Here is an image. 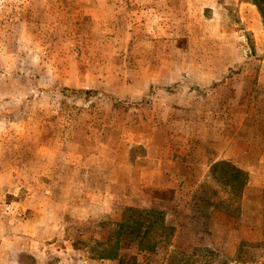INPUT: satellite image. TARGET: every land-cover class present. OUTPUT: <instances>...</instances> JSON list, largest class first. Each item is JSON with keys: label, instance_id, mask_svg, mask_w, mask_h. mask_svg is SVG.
<instances>
[{"label": "rangeland", "instance_id": "obj_1", "mask_svg": "<svg viewBox=\"0 0 264 264\" xmlns=\"http://www.w3.org/2000/svg\"><path fill=\"white\" fill-rule=\"evenodd\" d=\"M255 100L264 101V22L251 0H0V264H107L87 252L113 241L128 208L161 211L171 227L163 210L173 191L187 198L199 170L191 156L190 168L172 169L183 187L139 193L128 183L142 159L185 157L204 139L196 127L211 124L205 113L242 102L252 114ZM192 113L201 115L189 121ZM262 114L244 122L245 145L251 128L254 138L264 132ZM209 144L218 154L219 140ZM225 171L208 170L196 203H224L234 217L241 199L223 185ZM262 198L251 197L261 210ZM89 206L94 216L72 214ZM255 219L233 223L244 228L234 256L170 248L174 231L154 252L131 253L135 264H264Z\"/></svg>", "mask_w": 264, "mask_h": 264}, {"label": "crops", "instance_id": "obj_2", "mask_svg": "<svg viewBox=\"0 0 264 264\" xmlns=\"http://www.w3.org/2000/svg\"><path fill=\"white\" fill-rule=\"evenodd\" d=\"M228 81L221 83L219 86H224ZM220 101V100H219ZM262 102V103H261ZM252 101L250 103V109L253 110L252 114L244 113V105L242 102L239 104L240 111H238V102L235 103V112H232V108H227L222 102L221 106L225 107L220 111L213 114L204 115V122H211V124H203L199 129L198 134L202 136L200 142H196L193 149H190L185 157H162L156 156L154 159H149L150 155L142 159L139 167L140 175L134 182H130L129 186L136 192L141 193L143 190L156 193L168 192L174 190L173 182L178 183L177 186H184L186 183V177L179 178L173 174L174 165H186L190 168L188 159L193 156L192 161L194 164L191 166L194 170H199L197 176H194L191 180L188 179V183L192 184L187 198H184V194H179L173 191L174 205L169 210H163L166 213L167 221L171 222L174 234L170 244V248L182 249V250H194L197 248H208L211 250H226L227 254L235 255L240 241L243 237H237L235 241V234H242V227L235 226V220L242 218L243 220L249 219L250 216L255 217L256 223H261V230L264 232V209L261 210L262 202L257 199H251L254 194L262 195L264 201V132H258L256 138H254L255 128H251L249 133L251 138L249 139V145H245L241 141V137H245L244 134V122L248 117H251L252 121L263 119L262 111L264 109V101ZM211 113V112H209ZM162 115H165L164 113ZM172 113V117H173ZM200 116L201 113H192L189 121L195 120L196 116ZM196 120L201 121V118ZM234 121L233 126L225 123L227 121ZM230 127V128H228ZM259 130V129H258ZM248 132V129H247ZM198 135V136H199ZM231 140L227 143L228 137ZM223 138V139H222ZM225 138V139H224ZM263 138V139H261ZM209 140H219L218 154L211 153L213 147L209 144ZM203 141V142H202ZM263 142V143H262ZM220 161H229L236 168L245 172L247 175L246 186L244 187L241 196V206L234 214V217H229L225 213L213 209L209 206H200L196 203V193L199 185L203 183L205 175L208 170L216 163ZM127 188V187H126ZM184 199V200H183ZM149 201V206L160 204L158 201ZM183 200V204H181ZM172 201V203H173ZM195 202L196 206H199L198 210H191L190 204ZM187 203V208L185 207ZM146 205V204H142ZM91 206L84 209H73L72 214L78 218H85L89 215L94 216L95 213L89 210ZM75 210V211H74ZM203 218V219H202ZM260 218L261 221H260ZM202 220L201 224L199 222ZM34 225H41V221H37ZM30 221L25 222V225L30 226ZM61 225V221H59ZM54 224L53 226L42 227L45 232L56 231L59 226ZM35 227V226H34ZM56 227V228H54ZM260 229V228H259ZM259 229L252 225L249 232L258 233ZM40 229L38 231H41ZM37 231V227L34 228ZM110 241V239H109ZM32 255H36L34 251H30ZM94 261V260H89ZM107 264H116V261L107 260ZM86 263V262H84ZM40 264V263H35Z\"/></svg>", "mask_w": 264, "mask_h": 264}, {"label": "trees", "instance_id": "obj_3", "mask_svg": "<svg viewBox=\"0 0 264 264\" xmlns=\"http://www.w3.org/2000/svg\"><path fill=\"white\" fill-rule=\"evenodd\" d=\"M251 2L257 7L264 22V0H251ZM218 164H222L226 168V174L230 171L223 185L226 189L234 190L231 198L236 197V200H240L247 182L246 173L236 168L229 161H220L211 167L212 175ZM210 193L214 194L215 191L211 190ZM201 199L203 197L198 196V200ZM207 203L212 204L213 202L210 200ZM224 206V203L222 206L215 203L214 208L227 213ZM114 230V238L109 245L95 242L99 250L96 249L97 252L94 253L88 250L90 260H111L117 261L118 264H135L136 257L131 253V250L135 251L137 255L152 253L159 247L163 236H167L168 232H173V228L165 224V214L163 212L155 209H146L139 212L135 208L126 210L120 222L116 223ZM132 243H135L134 247H132ZM100 247L103 248L100 249ZM93 250L95 251V249Z\"/></svg>", "mask_w": 264, "mask_h": 264}]
</instances>
